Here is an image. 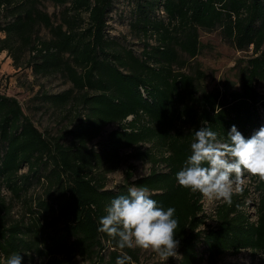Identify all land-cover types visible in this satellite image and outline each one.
<instances>
[{"label": "trees", "instance_id": "16d2710c", "mask_svg": "<svg viewBox=\"0 0 264 264\" xmlns=\"http://www.w3.org/2000/svg\"><path fill=\"white\" fill-rule=\"evenodd\" d=\"M115 1L0 0V34L6 35L0 40V53L13 41L20 43L18 51L28 47L34 73H64L73 85L59 94H45L43 100L80 114L85 109L72 130L50 136L35 125L17 97L0 92V264H7L12 253L23 256L22 264L37 258L43 264H76L78 257L84 260L81 264H116L125 253L137 264L138 250L120 249L116 240L97 230L106 206L133 186L147 187L150 198L165 210L176 209L179 264H219L223 257L247 249L263 255V261L264 180L257 185L261 196L254 219L245 201L247 190L234 192L231 203L221 202L213 214L205 209L202 194L181 187L176 174L202 125L224 142L233 125L245 138L261 127L264 94L258 84L264 82V0L140 3V29L146 35L152 31L159 41L151 49L147 46L144 58L131 49L119 51L107 37ZM42 2L65 6L61 23L39 8ZM158 5L167 20L147 13ZM40 26L49 30L50 39L39 37ZM218 28L237 50L253 51L241 66L238 90L201 89L197 81L205 75L198 67L190 74L175 70L176 64L185 63L181 54L189 59L200 54L201 29ZM110 124L119 128L95 150L90 143ZM68 134L70 143L65 142ZM146 143L159 148L143 149ZM124 149L130 151L128 160H149L152 170L133 180L130 165L126 183L118 190L108 189L107 172L123 163ZM35 183L45 195L25 197L28 213L9 222L12 207L2 189L23 199ZM210 220L214 224H208Z\"/></svg>", "mask_w": 264, "mask_h": 264}, {"label": "rangeland", "instance_id": "374dc122", "mask_svg": "<svg viewBox=\"0 0 264 264\" xmlns=\"http://www.w3.org/2000/svg\"><path fill=\"white\" fill-rule=\"evenodd\" d=\"M140 3L146 6L147 0L115 1L114 8L108 17L107 37L109 40H114L118 44L114 48L119 51L125 48L131 49L136 56L144 58V51L148 49L147 46H150L149 49H151L152 46H157L159 41L156 40V36L152 35V31H149V34L146 35L143 30L140 29V10L138 7ZM39 8L51 15L56 24L62 22V12L65 6H56L51 2H42ZM146 11L152 18L167 20L164 11H162L159 5L154 11L149 8L146 9ZM84 18H87L86 15H84ZM200 34L202 43L200 54L193 59H189L185 53L181 54L185 63L182 65L176 64L175 70L190 74L198 67L205 75L203 79L197 81L201 89L214 90L219 88L221 91H225L226 87L230 90L240 89L241 66L245 64V61L252 55L253 51L237 50L234 45L223 36L220 28L213 31L201 29ZM38 35L43 40L51 38L49 30L44 26L38 28ZM5 36V34H1L0 40H4ZM8 45L11 48L0 53V92L17 97L25 113L44 134L59 136L68 130H72L76 123L80 121L79 116H85V109L81 108L82 113L80 114L78 109L69 111V109L57 108L56 106H52L50 102L43 100V95L45 94H59L73 87L65 77V74L56 72L44 76L34 73L29 66L33 61V53L31 50L28 47H23L21 51H18L20 43L17 41L8 43ZM151 64L158 66L157 63L153 61H151ZM258 89L264 94V82L258 84ZM260 115L262 127L264 126L263 108H260ZM118 128L117 124L106 126L101 135L90 143V146L95 150L102 149L110 133ZM258 130L259 129H256L255 131ZM71 140L72 136L68 134L65 137V142L70 143ZM151 147L153 149L157 148V150L159 148L151 143L142 145L143 149ZM129 152V150H122L121 154L125 158L123 163L119 168L107 172L108 189L118 190L126 183V174L130 165L134 166L132 168L134 172L133 180L146 176L151 172L152 162L142 159L128 160L126 155ZM27 168L28 167H25L23 172H27ZM260 180L261 178L259 176H253L245 171L238 190H235L236 185L234 184L235 193L241 192V190L244 189L245 191L247 190L245 201L249 206V211L253 212L252 215L254 219H256V203L260 200L261 196V192L257 189ZM1 194L10 203L9 206L12 207L9 215V222H11L22 219L28 213L25 197L44 196L45 191L35 183L29 194L25 195L23 199L13 198L12 193L6 188L2 189ZM203 202L207 211L215 212V209L223 200L204 197ZM208 224H214V222L210 220ZM133 249L139 251V261L137 264H179L181 258L178 248L176 250L177 255L175 257H169L167 261H162L151 249H142L138 247H134ZM199 252H205L203 244H199ZM262 257L263 255L261 254L255 256L251 250L247 249L236 256L223 257L219 264H264V260H261ZM108 259L109 257H107V260ZM83 261L84 260L80 257L75 259L76 264H81ZM28 264H43V261L37 258V261L29 262ZM201 264L208 263L204 261Z\"/></svg>", "mask_w": 264, "mask_h": 264}, {"label": "clouds", "instance_id": "9594fccd", "mask_svg": "<svg viewBox=\"0 0 264 264\" xmlns=\"http://www.w3.org/2000/svg\"><path fill=\"white\" fill-rule=\"evenodd\" d=\"M221 109L219 106L216 112ZM191 154L176 174L178 184L208 199L231 203L234 184L238 190L244 172L264 180V126L245 138L235 125L227 133V142L218 133L202 125L194 133ZM174 207L158 206L150 198L147 187L133 186L127 195L114 198L99 219L98 231L116 240L120 249H151L162 261L177 255L179 241L175 238L178 220ZM23 256L12 253L7 264H22ZM116 264H134L126 253Z\"/></svg>", "mask_w": 264, "mask_h": 264}, {"label": "built area", "instance_id": "2783aa9c", "mask_svg": "<svg viewBox=\"0 0 264 264\" xmlns=\"http://www.w3.org/2000/svg\"><path fill=\"white\" fill-rule=\"evenodd\" d=\"M0 35H1V34H0ZM248 207H249V206H248ZM250 212H251V211H250ZM212 213H215V212L212 211ZM251 213H253V212H251Z\"/></svg>", "mask_w": 264, "mask_h": 264}]
</instances>
